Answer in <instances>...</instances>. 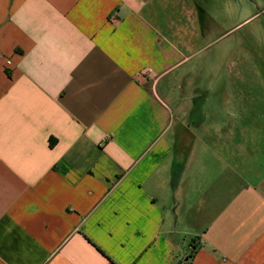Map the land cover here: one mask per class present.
I'll return each instance as SVG.
<instances>
[{
  "label": "crops",
  "instance_id": "obj_1",
  "mask_svg": "<svg viewBox=\"0 0 264 264\" xmlns=\"http://www.w3.org/2000/svg\"><path fill=\"white\" fill-rule=\"evenodd\" d=\"M213 1L0 0V264H264V130L227 110L264 0Z\"/></svg>",
  "mask_w": 264,
  "mask_h": 264
},
{
  "label": "rangeland",
  "instance_id": "obj_2",
  "mask_svg": "<svg viewBox=\"0 0 264 264\" xmlns=\"http://www.w3.org/2000/svg\"><path fill=\"white\" fill-rule=\"evenodd\" d=\"M236 0H228V13H229V21L231 18H236V10H233V6L235 5ZM240 2V0H239ZM245 3V16H248L250 13L255 10L253 6V0H244ZM217 0L213 1L212 6H217ZM264 23V16H261L257 20L246 24L242 29L238 31L239 34L244 33L245 36V50L246 56L243 59V67L245 68V82L246 89H245V97L239 100V105H236V100L232 103V105L227 106V110L230 112H234L237 115L241 116L244 120L242 123L245 124L244 130L248 131H255V130H264V26L259 25ZM231 24V23H230ZM232 26V25H231ZM214 26L212 31V39L211 41H207L204 46L200 55L197 56V59H201L204 56H207V60L210 61L212 65V71L214 73L213 80L216 82H221L220 79V69L222 66V59L221 57H215L216 53H225L227 50L233 55H235V51L237 50L236 47V40L238 33L234 31L231 34L220 36L223 32L222 28ZM220 36L219 38H217ZM217 38V39H216ZM259 41L260 50L255 48V40ZM205 42V41H204ZM255 51L259 53L260 57L258 59H253L251 57V53ZM260 51V52H259ZM248 53V54H247ZM236 59L235 57H233ZM232 57L230 59H233ZM226 60L224 59L223 63ZM256 68H261L260 76L256 74ZM255 72V73H253ZM235 77V76H234ZM230 83H235V79L230 76L229 78ZM251 83H260L261 89L252 90L248 88ZM219 84V83H218ZM256 85V84H255ZM213 95V99L217 102L220 99V91L215 90ZM236 93V92H235ZM240 93V91L238 92ZM253 94V96H252ZM254 99H253V98ZM235 99V98H234ZM241 104V105H240ZM211 112L214 115H219V107L213 106L211 107ZM247 157H245L246 159ZM247 160V159H246Z\"/></svg>",
  "mask_w": 264,
  "mask_h": 264
}]
</instances>
